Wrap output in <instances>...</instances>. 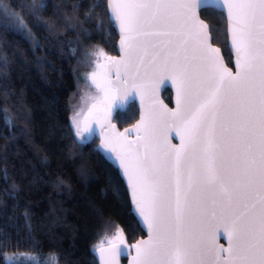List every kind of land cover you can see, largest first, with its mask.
Here are the masks:
<instances>
[{
	"label": "snow or ice",
	"instance_id": "snow-or-ice-1",
	"mask_svg": "<svg viewBox=\"0 0 264 264\" xmlns=\"http://www.w3.org/2000/svg\"><path fill=\"white\" fill-rule=\"evenodd\" d=\"M12 7L18 28L36 48L41 45L22 18L25 11L37 17L33 27L59 34L55 22L42 19L48 0L27 5L12 0ZM61 7L53 5V16L62 19L64 31L79 26L86 33L79 17ZM70 7L75 13L82 5ZM98 7L94 3L84 15L95 14L96 28L103 30L106 18L95 13ZM106 7L109 26L113 20L119 25L122 56H107L98 46L86 51L87 58H96L88 79L100 95L90 97L83 120L81 112L75 114V135L91 131L93 118L103 129L102 120L110 117L119 93L109 79L112 68L117 81L123 69L121 99L135 89L143 105L144 95L166 77L176 88L175 110L151 106L136 125L135 141L124 133L115 134L122 140L119 149L108 138L102 141L116 154L149 230V239L133 245L132 264H264V0H106ZM217 8L227 11L234 75L212 46L210 24L200 19ZM165 117L178 122L180 147L159 142L158 125ZM213 227L224 228L228 248L207 243ZM123 244L117 230L110 249ZM99 251L103 255L105 249Z\"/></svg>",
	"mask_w": 264,
	"mask_h": 264
},
{
	"label": "trees",
	"instance_id": "trees-1",
	"mask_svg": "<svg viewBox=\"0 0 264 264\" xmlns=\"http://www.w3.org/2000/svg\"><path fill=\"white\" fill-rule=\"evenodd\" d=\"M72 3L82 7L74 13ZM94 3L100 5L95 13L106 18L103 30L96 28L95 14L85 19ZM54 4L77 15L87 32L79 26L65 32L62 19L53 16ZM12 12V0H0V109L7 113L0 112V264H34L14 262V253H32L40 264H97L93 250L117 230L129 244L144 235L117 170L95 150L97 140H80L71 124L86 86L81 74L92 65L86 51L98 46L107 56L116 54L106 0H48L42 19L55 22L59 34L33 27L37 17L25 11L22 18L39 48L18 28ZM201 17L231 66L224 15L207 10ZM163 98L170 103L169 90ZM137 114L131 103L121 106L113 121L124 128Z\"/></svg>",
	"mask_w": 264,
	"mask_h": 264
},
{
	"label": "water",
	"instance_id": "water-1",
	"mask_svg": "<svg viewBox=\"0 0 264 264\" xmlns=\"http://www.w3.org/2000/svg\"><path fill=\"white\" fill-rule=\"evenodd\" d=\"M216 10L221 12L224 15L225 20H226L227 43H228V49L231 54V66H229L227 62L225 61L222 50L217 45H215L212 42V40H211V43L213 47L220 49V57L223 61L224 66L227 67L234 75L237 70L236 69V52L232 46L231 34L228 30L229 22L227 19V11L226 9H220V8H217ZM107 12L109 16L108 9H107ZM200 19L205 21L201 17V14H200ZM111 23L117 35L116 54L111 57L119 59L122 56V51H121V46H120L121 32H120L119 25L117 22L113 20ZM152 39H157V38H152ZM109 79L112 80L113 85L115 87L119 88L117 99L112 102L113 106L111 108V115L110 117H108L107 120H102L103 129L100 124L96 123V119L93 118L91 121L92 130L89 132H86V136H87L86 139L89 142L96 139L97 144L94 147L95 150L103 157V159L107 163H109L113 168L117 170L125 186L128 199H129V203H130L131 212L133 216L135 217L136 221L138 222L140 228L142 229L144 235L142 237H139L136 241H134L131 244H129L128 241L124 238V244L120 246L118 251H112L110 249L109 243L101 244L93 250V256L96 259L97 264H132L133 257L136 256V249L133 247V245L137 244L141 240L149 239V230H148L147 224L144 223L143 218L139 216V213L135 209V204L132 199L131 188L128 184L127 177L123 175V169H121L119 166V161L116 159V154L109 149H105L103 147L102 141L105 138H108L112 140L113 144L118 149L120 148L122 144V140L121 138L115 135L117 133H124L127 140L135 141L138 135L136 131V125L141 121L142 115L146 117L149 115L151 106H155V108L159 110L160 105L162 104L170 111L175 110L176 108V88L172 85L171 80L167 79L166 77L165 82L161 83L158 88L150 90L148 93L144 95V100H143V105H142L141 97L139 95H136L135 89L132 90V92L127 96L126 99H121V97L124 95L123 69H122V79L120 81H117V78L115 75V68H112L110 70ZM132 83H133V80L131 76H129L128 77L129 86H131ZM165 90H169L170 92V103H167L163 98V93ZM131 103H134L136 105V108L138 110L137 118L131 125L126 126L124 128H120L113 121L114 115L121 106L122 108H124ZM105 107H107V105H105ZM85 115H87V113ZM112 125H114L115 127L112 128L111 127ZM178 127H179L178 122L172 120L169 117H165L162 121H160L158 125L157 138L159 142L161 144H166L169 146L180 147L181 139H180V136L177 135ZM139 135L143 136L144 133L140 132ZM207 243L212 247H218L221 249L228 248L229 240L227 237V233L224 231V228L221 227L218 231L214 227L211 228L207 235ZM101 247L105 249L103 255L99 251ZM123 258L125 259L124 262L122 261ZM207 259L209 261H212L214 258L209 256Z\"/></svg>",
	"mask_w": 264,
	"mask_h": 264
},
{
	"label": "rangeland",
	"instance_id": "rangeland-1",
	"mask_svg": "<svg viewBox=\"0 0 264 264\" xmlns=\"http://www.w3.org/2000/svg\"><path fill=\"white\" fill-rule=\"evenodd\" d=\"M10 15H12V14L10 13ZM91 58H92L91 68L81 74V78L86 82V86L81 89L78 103L76 104L75 108L73 109V112H72V115H71V124H72V127L74 129V132H75V127H74L73 120L75 118V114L77 112H81L82 115L80 116V119L83 120L85 114L88 111V107L90 106V104L92 102L90 97H96V96L100 95L98 90L95 88V86L88 79L89 74L96 70V68H95L96 58L94 56H92ZM78 138L80 140H85L87 138L86 132L84 133V135L82 137H78ZM104 243H109V242H101L97 246H99L101 244H104ZM15 261H31L34 264L42 263L32 253H14V262Z\"/></svg>",
	"mask_w": 264,
	"mask_h": 264
}]
</instances>
